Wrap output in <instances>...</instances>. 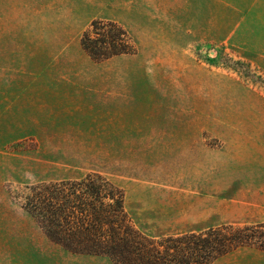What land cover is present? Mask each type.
Returning <instances> with one entry per match:
<instances>
[{
	"label": "rangeland",
	"instance_id": "374dc122",
	"mask_svg": "<svg viewBox=\"0 0 264 264\" xmlns=\"http://www.w3.org/2000/svg\"><path fill=\"white\" fill-rule=\"evenodd\" d=\"M95 19L135 52L92 59ZM91 173L150 237L264 222V0H0V264H112L22 208L31 185Z\"/></svg>",
	"mask_w": 264,
	"mask_h": 264
},
{
	"label": "trees",
	"instance_id": "16d2710c",
	"mask_svg": "<svg viewBox=\"0 0 264 264\" xmlns=\"http://www.w3.org/2000/svg\"><path fill=\"white\" fill-rule=\"evenodd\" d=\"M90 25L80 46L92 59L135 52L119 23L95 19ZM22 208L50 242L70 253L105 256L112 264H211L241 247L264 250V222L147 236L125 210L123 190L98 173L33 184Z\"/></svg>",
	"mask_w": 264,
	"mask_h": 264
},
{
	"label": "crops",
	"instance_id": "0c3cea01",
	"mask_svg": "<svg viewBox=\"0 0 264 264\" xmlns=\"http://www.w3.org/2000/svg\"><path fill=\"white\" fill-rule=\"evenodd\" d=\"M197 204L198 205L196 207L200 210H202L203 208H207L209 210L215 211L222 208V206L224 207V204H226V202L224 199H220L219 196H217L213 198V200H210L209 202L206 203L198 202ZM222 224H226L224 220H217L215 223L209 225L207 228ZM186 232H190V231H186ZM99 257H105V256H99ZM211 264H264V250H260L249 246L241 247L231 252H228L222 255L221 257H218Z\"/></svg>",
	"mask_w": 264,
	"mask_h": 264
}]
</instances>
